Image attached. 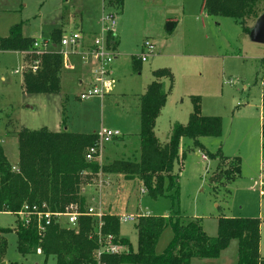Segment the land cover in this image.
<instances>
[{
  "label": "rangeland",
  "instance_id": "1",
  "mask_svg": "<svg viewBox=\"0 0 264 264\" xmlns=\"http://www.w3.org/2000/svg\"><path fill=\"white\" fill-rule=\"evenodd\" d=\"M110 1L0 0L3 38L15 25H21L23 35L33 41L53 42L56 37L80 30L85 37L100 32L104 13L114 14L115 32L120 37L112 65L114 86L103 98L89 100H81L80 96L89 88L96 64L90 65L81 56L85 48L68 50V55L80 56L85 67L65 68L64 62L61 89L53 94L24 91L23 75L35 60L29 52L0 49V143L9 162L14 166L19 162L17 133L24 128L44 127L81 134L98 133L102 128L117 130L119 138L96 144L98 154L93 161L110 165L138 157L140 97L154 79L153 70L169 69L174 79L155 128L159 141H168L174 122H188L195 96L202 101L204 115L222 119V135L201 137L199 144L192 138L182 139L180 159L174 166V172L180 175L177 200L168 196L152 199L142 191L145 187L140 180L122 173L100 172L96 180L81 184L86 205H101L104 213L118 217L140 212L153 216L180 212L187 220L200 218L211 236L217 235L222 217L258 218L260 253L264 257V44L244 33L233 18L209 15L203 9L204 0H124L123 13H119V7L110 6ZM169 22L176 23L171 30L167 29ZM255 23L253 18L246 21L251 32ZM145 42L152 43L155 50L142 61L140 56L148 54ZM163 81L168 89L169 83ZM218 152L241 161V175L231 183L217 185L210 180L225 162L209 156ZM84 174L86 180L91 177ZM17 222L13 213L0 212V229L11 230L0 233V239L5 238L8 244L0 264H56L53 256L46 258L41 252L24 256L18 251ZM135 224L121 222L119 239L129 240L137 251ZM172 238L173 230L168 226L158 241L157 253H163ZM237 247L238 240H233L218 259L196 258L191 264H237Z\"/></svg>",
  "mask_w": 264,
  "mask_h": 264
},
{
  "label": "trees",
  "instance_id": "2",
  "mask_svg": "<svg viewBox=\"0 0 264 264\" xmlns=\"http://www.w3.org/2000/svg\"><path fill=\"white\" fill-rule=\"evenodd\" d=\"M124 0H112L110 6L122 8ZM264 0H204V10L209 15L231 17L251 34L246 25L249 18L255 21L264 13ZM59 44L62 37H56ZM111 38L116 39L113 35ZM33 39L22 33L21 25L11 28L9 36L0 37L2 51L29 52L39 60L36 70L23 75V88L27 93L53 94L61 89V71L64 58L56 51L39 54ZM117 45V41H115ZM154 80L140 97V155L134 159L117 160L102 165L86 159V151L98 143V133L54 132L44 127L38 130L22 129L17 133L19 162L12 165L0 143V212L17 216L15 228L18 251L26 256L41 252L46 258L53 256L56 264H97L96 251L101 247L96 234V220L88 215L79 218L76 226L66 222H53L40 230L36 218L26 224L18 213L24 205L38 206L43 210L63 212L70 204L87 210L81 184L96 180L100 172L122 173L129 179H138L152 199L162 196L177 200L180 194V175L174 172L180 159L181 141L192 138L199 144L201 137H220L222 119L205 116L201 99L192 97L193 109L186 124L172 125L168 141L161 143L156 135V123L166 105L173 86L171 70L153 71ZM162 79L168 80V89ZM264 139V122L262 124ZM264 142V141H263ZM264 145V143H263ZM212 159H225L217 174L211 176L214 184H228L241 175L239 158L229 159L221 152L210 153ZM91 175L86 180L85 174ZM101 231L112 235L126 249L116 254L105 253L102 264H191L193 259H218L233 240H238L237 264H264L260 253L261 222L258 218H226L218 220L216 236L209 235L200 218L187 220L180 212L170 216H140L136 222L138 249L133 250L129 240H120V221L116 215L105 213ZM44 225V222H43ZM171 226L173 238L163 253H157L158 241ZM0 233H8L1 228ZM7 240L0 239V261L6 250Z\"/></svg>",
  "mask_w": 264,
  "mask_h": 264
},
{
  "label": "built area",
  "instance_id": "3",
  "mask_svg": "<svg viewBox=\"0 0 264 264\" xmlns=\"http://www.w3.org/2000/svg\"><path fill=\"white\" fill-rule=\"evenodd\" d=\"M116 20L115 16L112 13H104L101 30L99 33H96L93 37V40L90 44L86 45L84 42V36L82 31H77L71 34H66L62 36L59 44H53L50 40H45L43 42L34 41L35 50L41 55L45 52L56 51L63 58L68 56V50L71 49L76 51L80 47L85 48V53H82L83 58L89 60L93 65L96 64V67L92 69V79L90 86L86 89L80 96L81 100H89L93 97L103 98L110 93L112 87L114 86V78L112 65L116 59L115 55V39L111 36H115ZM145 47L148 50V54H143L141 56L142 61L147 60V56L150 53H153L155 46L150 42H145ZM56 46V47H54ZM65 60V59H64ZM39 65V60H36L32 64V70H36ZM262 86H264V80L262 81ZM264 117V116H263ZM264 120V119H263ZM121 134L117 130H110L102 128L98 132V145L106 144L112 142L115 138L120 137ZM98 145L90 147L86 152V159L88 161H93L98 154ZM204 159H207V156L203 155ZM144 193L145 189L142 190ZM104 210L102 206L97 205H87V210L83 212L78 204H70L65 208L63 212H52L50 210H43L38 206L24 205L21 211L18 213L19 217L25 220L26 224H30L33 218H36L38 221V226L40 230L45 229L49 226L53 219L56 218L57 222H66L68 225L76 226L79 218L83 215H88L96 220L97 231L96 234L99 238V243L101 247L96 251V258L98 263H101V257L105 253L116 254L124 250L122 243L116 242L114 236L103 235L101 228L103 225V216ZM149 212L147 213H137V214H126L119 216V221L121 222H137L140 216H150ZM44 222V225H43Z\"/></svg>",
  "mask_w": 264,
  "mask_h": 264
},
{
  "label": "crops",
  "instance_id": "4",
  "mask_svg": "<svg viewBox=\"0 0 264 264\" xmlns=\"http://www.w3.org/2000/svg\"><path fill=\"white\" fill-rule=\"evenodd\" d=\"M114 9H117L116 7H114V6H112ZM203 9H204V2H203ZM119 11V13H123V11H124V4H123V7L122 8H120V10H118ZM169 23H172V22H169ZM174 24H176L175 22L173 23V27L175 26ZM96 32L97 31H94V32H91V33H89L87 36H85L84 37V42L86 41V45H88V44H90L91 42H92V40H93V37H94V35L96 34ZM115 37H116V39H115V41H117V45H115V50H118V46H119V43H120V37H119V35L115 32ZM86 39V40H85ZM79 54H81V53H79ZM144 54V53H143ZM81 56H83L82 54H81ZM140 59H141V56H140ZM64 62H65V68H70V67H73L72 69H74L75 68V66L77 67V68H80V69H82V68H84L85 67V64H86V62H84V61H82L81 59H80V56H77V55H75L74 53H72V54H70V55H68L67 57H66V59L64 60ZM71 62V66H70V63ZM90 63V62H89ZM90 65H91V63H90ZM91 68V67H90ZM113 68V67H112ZM93 69V68H92ZM86 71V70H85ZM153 71H155V70H153ZM153 71H152V74H153ZM91 72H92V70H91ZM91 72L89 73H86V74H91ZM84 73V72H83ZM85 74V75H86ZM154 80V79H153ZM153 80H151V82L153 81ZM162 80H167V79H162ZM150 82V83H151ZM80 83L81 84H83V80L82 79H80ZM149 83V84H150ZM167 83H168V80H167ZM149 84H148V86H149ZM169 85V84H168ZM148 86H147V88H148ZM147 90V89H146ZM146 92V91H145ZM143 95V94H142ZM141 95V96H142ZM170 95V94H169ZM169 98V97H168ZM168 101V100H167ZM201 106H202V102H201ZM165 107V106H164ZM163 107V108H164ZM201 111H202V108H201ZM162 112V111H161ZM191 114V113H190ZM202 114H203V112H202ZM204 115V114H203ZM205 116H207V115H205ZM160 117V116H159ZM158 117V118H159ZM189 117H190V115H189ZM158 120V119H157ZM189 120V119H188ZM174 123H176V122H174ZM173 123V124H174ZM180 123V122H179ZM157 124V123H156ZM182 124H185V123H182ZM94 132H96V131H94ZM119 138V137H118ZM116 139V138H115ZM114 139V140H115ZM199 143H200V141H199ZM18 164V163H17ZM16 164V165H17ZM15 165V166H16ZM141 213V212H140ZM136 225V224H135ZM237 249H238V247H237ZM238 253V252H237ZM204 264H215V263H213V262H206L205 261V263ZM216 264H218V263H216Z\"/></svg>",
  "mask_w": 264,
  "mask_h": 264
},
{
  "label": "water",
  "instance_id": "5",
  "mask_svg": "<svg viewBox=\"0 0 264 264\" xmlns=\"http://www.w3.org/2000/svg\"><path fill=\"white\" fill-rule=\"evenodd\" d=\"M167 29H173V23H168ZM251 35L255 42L264 44V13L257 19Z\"/></svg>",
  "mask_w": 264,
  "mask_h": 264
}]
</instances>
